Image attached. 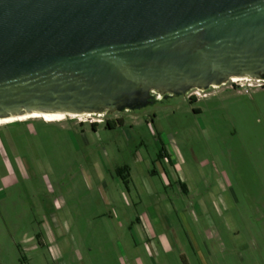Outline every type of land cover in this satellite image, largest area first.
Segmentation results:
<instances>
[{
    "label": "rangeland",
    "instance_id": "374dc122",
    "mask_svg": "<svg viewBox=\"0 0 264 264\" xmlns=\"http://www.w3.org/2000/svg\"><path fill=\"white\" fill-rule=\"evenodd\" d=\"M193 91L0 125V264H264V84Z\"/></svg>",
    "mask_w": 264,
    "mask_h": 264
},
{
    "label": "water",
    "instance_id": "95a60500",
    "mask_svg": "<svg viewBox=\"0 0 264 264\" xmlns=\"http://www.w3.org/2000/svg\"><path fill=\"white\" fill-rule=\"evenodd\" d=\"M233 77L264 82V0H0V121L110 116Z\"/></svg>",
    "mask_w": 264,
    "mask_h": 264
},
{
    "label": "trees",
    "instance_id": "16d2710c",
    "mask_svg": "<svg viewBox=\"0 0 264 264\" xmlns=\"http://www.w3.org/2000/svg\"><path fill=\"white\" fill-rule=\"evenodd\" d=\"M194 98V96H192V98L191 99H193ZM37 118V117H36ZM29 120H36V119H33V118H28V119H25V120H18V122H12V121H10V122H6V123H3V125H9V124H17V123H22V122H24V121H29ZM38 120H41V121H43L42 119H38ZM117 121H120V119H117ZM44 122V121H43ZM80 124H82V122H80ZM0 125H2V124H0ZM98 124L96 123V122H91L90 123V126H91V128L93 129V130H96V126H97ZM105 127L106 128H108V129H112V128H114V126H115V121L114 120H112V119H107L106 121H105ZM159 156H161L160 154H159ZM117 173H118V175H120V176H122V174H126V176H128V171H127V169H126V167H119V168H117ZM125 177V176H124ZM124 177H122V178H124ZM125 179H126V177H125Z\"/></svg>",
    "mask_w": 264,
    "mask_h": 264
},
{
    "label": "bare ground",
    "instance_id": "6f19581e",
    "mask_svg": "<svg viewBox=\"0 0 264 264\" xmlns=\"http://www.w3.org/2000/svg\"><path fill=\"white\" fill-rule=\"evenodd\" d=\"M245 79H248V78H242V77H233L231 78V81H236V80H245ZM214 87H217V86H214ZM200 92V90H199ZM199 92H197L199 94ZM99 115V114H97ZM89 116V115H88ZM36 117H40V118H43L45 120H62L68 116H59V115H45V116H30V117H25V118H20V119H9V120H4V121H0V124H3V123H6V122H10V121H15V120H25V119H28V118H36ZM70 117H78V116H70Z\"/></svg>",
    "mask_w": 264,
    "mask_h": 264
},
{
    "label": "crops",
    "instance_id": "0c3cea01",
    "mask_svg": "<svg viewBox=\"0 0 264 264\" xmlns=\"http://www.w3.org/2000/svg\"><path fill=\"white\" fill-rule=\"evenodd\" d=\"M163 148H164V147H163ZM170 152H171V153H169V152L164 148L163 154L169 158V160H167V162H168L169 164H171V165L174 166V164H177L176 162H177V160H178V157H177V160H174V157H173L172 155L176 156L177 153H176V151H175V149H174V147H173L172 145H171V151H170ZM164 155H163V156H164ZM129 177H130V174H129Z\"/></svg>",
    "mask_w": 264,
    "mask_h": 264
},
{
    "label": "built area",
    "instance_id": "2783aa9c",
    "mask_svg": "<svg viewBox=\"0 0 264 264\" xmlns=\"http://www.w3.org/2000/svg\"><path fill=\"white\" fill-rule=\"evenodd\" d=\"M238 81H240V80L231 81V82H233V83H237ZM260 83L264 84V82H260ZM192 91H193V90H192ZM197 92H199V91L197 90V91L190 92L188 95H190V96L192 97L193 94H194V95H198ZM199 93H200V92H199Z\"/></svg>",
    "mask_w": 264,
    "mask_h": 264
},
{
    "label": "flooded vegetation",
    "instance_id": "af4514ba",
    "mask_svg": "<svg viewBox=\"0 0 264 264\" xmlns=\"http://www.w3.org/2000/svg\"><path fill=\"white\" fill-rule=\"evenodd\" d=\"M245 80H247V79H245ZM234 81V80H233ZM257 81H259V80H257ZM262 86H263V84H262ZM194 109H197V108H194ZM115 127V126H114ZM117 171V170H116ZM120 176V175H119ZM124 176H126V174L124 173V174H122V176L121 177H124ZM125 178V177H124ZM129 178V170H128V176H127V179Z\"/></svg>",
    "mask_w": 264,
    "mask_h": 264
}]
</instances>
